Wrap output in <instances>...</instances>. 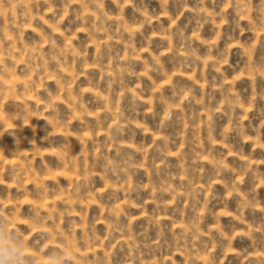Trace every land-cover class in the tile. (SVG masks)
<instances>
[{"label":"rangeland","instance_id":"1","mask_svg":"<svg viewBox=\"0 0 264 264\" xmlns=\"http://www.w3.org/2000/svg\"><path fill=\"white\" fill-rule=\"evenodd\" d=\"M0 212L31 264H264V0H0Z\"/></svg>","mask_w":264,"mask_h":264},{"label":"clouds","instance_id":"2","mask_svg":"<svg viewBox=\"0 0 264 264\" xmlns=\"http://www.w3.org/2000/svg\"><path fill=\"white\" fill-rule=\"evenodd\" d=\"M30 249L29 240L24 238L19 226H13L9 215L0 212V264H31ZM47 262L59 264L58 260L53 259H48Z\"/></svg>","mask_w":264,"mask_h":264}]
</instances>
